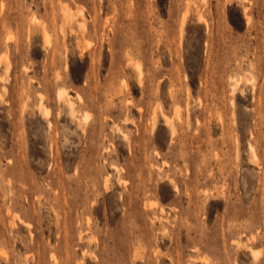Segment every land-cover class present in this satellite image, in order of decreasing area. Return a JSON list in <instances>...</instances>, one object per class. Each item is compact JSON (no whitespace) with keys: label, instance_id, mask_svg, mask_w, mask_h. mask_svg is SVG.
Returning a JSON list of instances; mask_svg holds the SVG:
<instances>
[{"label":"rangeland","instance_id":"1","mask_svg":"<svg viewBox=\"0 0 264 264\" xmlns=\"http://www.w3.org/2000/svg\"><path fill=\"white\" fill-rule=\"evenodd\" d=\"M0 264H264V0H0Z\"/></svg>","mask_w":264,"mask_h":264},{"label":"bare ground","instance_id":"2","mask_svg":"<svg viewBox=\"0 0 264 264\" xmlns=\"http://www.w3.org/2000/svg\"><path fill=\"white\" fill-rule=\"evenodd\" d=\"M64 90H66V89H64ZM64 90H63V91H64ZM66 91H67V90H66ZM65 94H66V93H65ZM63 98H64V97H63ZM64 99H65V98H64Z\"/></svg>","mask_w":264,"mask_h":264}]
</instances>
